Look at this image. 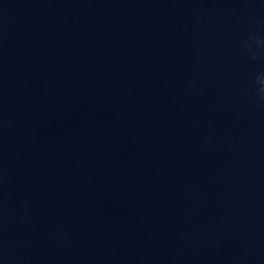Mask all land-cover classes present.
I'll return each mask as SVG.
<instances>
[{
	"label": "water",
	"instance_id": "water-1",
	"mask_svg": "<svg viewBox=\"0 0 264 264\" xmlns=\"http://www.w3.org/2000/svg\"><path fill=\"white\" fill-rule=\"evenodd\" d=\"M264 0H0V264H264Z\"/></svg>",
	"mask_w": 264,
	"mask_h": 264
},
{
	"label": "clouds",
	"instance_id": "clouds-1",
	"mask_svg": "<svg viewBox=\"0 0 264 264\" xmlns=\"http://www.w3.org/2000/svg\"><path fill=\"white\" fill-rule=\"evenodd\" d=\"M256 43L258 47H264V40L256 38ZM256 83L259 87L256 89V95L261 99L264 100V73L259 74L256 77Z\"/></svg>",
	"mask_w": 264,
	"mask_h": 264
}]
</instances>
